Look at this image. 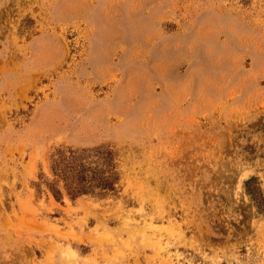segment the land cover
Returning <instances> with one entry per match:
<instances>
[{
    "label": "rangeland",
    "instance_id": "374dc122",
    "mask_svg": "<svg viewBox=\"0 0 264 264\" xmlns=\"http://www.w3.org/2000/svg\"><path fill=\"white\" fill-rule=\"evenodd\" d=\"M0 264H264V0H0Z\"/></svg>",
    "mask_w": 264,
    "mask_h": 264
},
{
    "label": "trees",
    "instance_id": "16d2710c",
    "mask_svg": "<svg viewBox=\"0 0 264 264\" xmlns=\"http://www.w3.org/2000/svg\"><path fill=\"white\" fill-rule=\"evenodd\" d=\"M115 156L109 147L59 148L51 157V179L42 183L57 201L63 193L72 201L83 195H114L119 181Z\"/></svg>",
    "mask_w": 264,
    "mask_h": 264
}]
</instances>
